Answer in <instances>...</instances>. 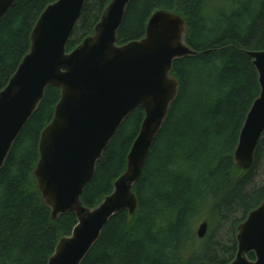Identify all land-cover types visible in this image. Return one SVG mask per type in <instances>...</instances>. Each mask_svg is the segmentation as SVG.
Instances as JSON below:
<instances>
[{"label": "trees", "instance_id": "obj_1", "mask_svg": "<svg viewBox=\"0 0 264 264\" xmlns=\"http://www.w3.org/2000/svg\"><path fill=\"white\" fill-rule=\"evenodd\" d=\"M56 0H16L0 20V91L30 47V34L45 7ZM111 0H88L67 42V52L93 34ZM131 0L118 44L139 40L150 15L169 10L187 26L186 44L198 53L173 63L178 95L134 187L138 210L112 218L82 264H229L226 245L213 231L196 240L194 220L206 210L208 228L232 222V232L264 201L253 174L264 153V134L254 164L242 173L233 152L246 115L259 96L248 51H264V0ZM227 4V5H225ZM60 90L49 87L0 170V264H47L57 241L71 234L73 213L52 221L32 172L41 131L50 123ZM144 114L123 122L85 186L82 202L95 207L125 171L126 157ZM240 213L238 220L234 217ZM250 259H254L251 255Z\"/></svg>", "mask_w": 264, "mask_h": 264}, {"label": "water", "instance_id": "obj_2", "mask_svg": "<svg viewBox=\"0 0 264 264\" xmlns=\"http://www.w3.org/2000/svg\"><path fill=\"white\" fill-rule=\"evenodd\" d=\"M15 1L0 0V20ZM86 1L56 0L45 7L31 31L27 54L0 91L1 170L45 91L60 90L52 120L40 133L32 176L51 220L73 213L76 224L69 236L57 241L47 264H82L112 218L123 212L129 218L136 214L134 187L179 91L171 75L173 63L198 55L186 44L184 19L169 10L153 12L142 38L119 45L118 32L131 0H111L93 34L67 52ZM245 54L256 70L260 93L233 152V164L242 173L252 169L264 134V51ZM136 109L144 117L125 171L100 203L85 206L81 197L97 163ZM207 229L206 222L200 224L197 237L203 238ZM235 243L229 264H264V201L236 226Z\"/></svg>", "mask_w": 264, "mask_h": 264}, {"label": "rangeland", "instance_id": "obj_3", "mask_svg": "<svg viewBox=\"0 0 264 264\" xmlns=\"http://www.w3.org/2000/svg\"><path fill=\"white\" fill-rule=\"evenodd\" d=\"M224 1L229 2L230 0H221V3L224 4ZM220 3V4H221ZM227 5V4H225ZM264 154V153H263ZM252 184L254 186H260L264 184V155L261 159L260 164L258 165V167L256 168L254 174H253V178H252ZM207 210V209H206ZM200 211L201 214L198 215V217L194 220V228L193 231L196 233L198 227L200 226V224H202L203 222H207V218H206V213L207 211ZM234 217L236 219H240V213H236L234 215ZM232 222H225L224 224H218L216 225V227H210L207 229L206 235L203 238H198L196 237L198 241H203L205 239V237L211 233V230L213 231V236L215 237L216 240H219L221 243L223 244H230V242L232 240H235V233H236V228L235 231L232 232ZM241 223V222H240Z\"/></svg>", "mask_w": 264, "mask_h": 264}]
</instances>
